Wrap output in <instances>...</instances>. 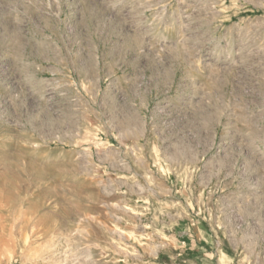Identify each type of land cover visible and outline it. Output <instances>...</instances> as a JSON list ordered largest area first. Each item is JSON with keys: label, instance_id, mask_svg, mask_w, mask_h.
<instances>
[{"label": "rangeland", "instance_id": "obj_1", "mask_svg": "<svg viewBox=\"0 0 264 264\" xmlns=\"http://www.w3.org/2000/svg\"><path fill=\"white\" fill-rule=\"evenodd\" d=\"M0 264H264V0H0Z\"/></svg>", "mask_w": 264, "mask_h": 264}]
</instances>
